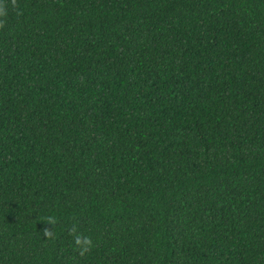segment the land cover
Instances as JSON below:
<instances>
[{
    "label": "trees",
    "instance_id": "trees-1",
    "mask_svg": "<svg viewBox=\"0 0 264 264\" xmlns=\"http://www.w3.org/2000/svg\"><path fill=\"white\" fill-rule=\"evenodd\" d=\"M0 8V264H264V0Z\"/></svg>",
    "mask_w": 264,
    "mask_h": 264
},
{
    "label": "clouds",
    "instance_id": "clouds-1",
    "mask_svg": "<svg viewBox=\"0 0 264 264\" xmlns=\"http://www.w3.org/2000/svg\"><path fill=\"white\" fill-rule=\"evenodd\" d=\"M2 14H3V10H2V8H0V15H2ZM77 242H79V238H78Z\"/></svg>",
    "mask_w": 264,
    "mask_h": 264
}]
</instances>
